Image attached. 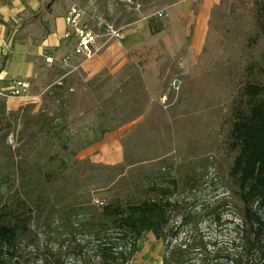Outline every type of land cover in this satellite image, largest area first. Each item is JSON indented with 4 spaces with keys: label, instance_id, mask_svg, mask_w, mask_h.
I'll return each mask as SVG.
<instances>
[{
    "label": "rangeland",
    "instance_id": "374dc122",
    "mask_svg": "<svg viewBox=\"0 0 264 264\" xmlns=\"http://www.w3.org/2000/svg\"><path fill=\"white\" fill-rule=\"evenodd\" d=\"M201 1L181 8L178 0H36L38 33L47 31L46 16L76 5L99 37L91 58L39 57L26 91L0 95L1 218L41 199L99 207L147 200L157 196L154 183L176 179L172 221L188 214L203 233L220 235L209 213L229 190L236 199L231 131L238 111L247 109L245 85L264 84V34L257 0H220L207 11L193 55L189 18ZM144 17L148 26L153 18L164 22L155 44L138 49L117 73L86 70L116 39L110 26L126 32ZM60 131L74 137L69 149L56 142ZM52 230L47 245H69L63 229ZM165 251L163 240L148 233L132 264H161ZM59 259L74 264L69 249Z\"/></svg>",
    "mask_w": 264,
    "mask_h": 264
},
{
    "label": "trees",
    "instance_id": "16d2710c",
    "mask_svg": "<svg viewBox=\"0 0 264 264\" xmlns=\"http://www.w3.org/2000/svg\"><path fill=\"white\" fill-rule=\"evenodd\" d=\"M235 11L233 2L231 14ZM256 11L264 34V0L256 1ZM149 27L156 34L165 25L153 18ZM244 93L247 109L238 111L231 131L237 150L230 170L236 199L229 190L209 213L220 227L219 236L203 233L188 214L172 221L177 201L171 193L178 185L172 179L154 183L157 196L147 200L109 201L99 207L89 201L47 205L41 199L29 210L0 217V264H63L64 249L72 252L74 264H132L148 233L166 245L161 264H264V84L249 82ZM55 139L64 149L74 141L63 131ZM86 190L81 185L80 191ZM54 225L64 230L69 245L64 240L47 245ZM54 256L59 258L51 262Z\"/></svg>",
    "mask_w": 264,
    "mask_h": 264
},
{
    "label": "crops",
    "instance_id": "0c3cea01",
    "mask_svg": "<svg viewBox=\"0 0 264 264\" xmlns=\"http://www.w3.org/2000/svg\"><path fill=\"white\" fill-rule=\"evenodd\" d=\"M178 1L181 8H188L194 2ZM219 1L202 0L198 5V15L189 18V25L195 27L193 55L197 54L200 47L207 11ZM73 6L76 5L46 16L44 21L48 26L47 31L38 33L35 28L36 0H0V91L8 92L15 81H29L36 73L39 57L55 58L68 53L77 57L73 41L63 39L67 29L66 15ZM157 34H152L146 17L139 19L136 28L124 31L123 38L112 40L106 51L85 63V68L91 74L105 67L117 73L135 56L138 49L155 44Z\"/></svg>",
    "mask_w": 264,
    "mask_h": 264
},
{
    "label": "built area",
    "instance_id": "2783aa9c",
    "mask_svg": "<svg viewBox=\"0 0 264 264\" xmlns=\"http://www.w3.org/2000/svg\"><path fill=\"white\" fill-rule=\"evenodd\" d=\"M67 29L63 39L72 40L74 43V53L91 58L95 54L99 35L84 21V11L73 6L66 15ZM109 35L113 38H123L121 29L109 27ZM48 62H53L54 58L46 57ZM30 87L29 81H15L8 92L0 91V95L19 96Z\"/></svg>",
    "mask_w": 264,
    "mask_h": 264
}]
</instances>
